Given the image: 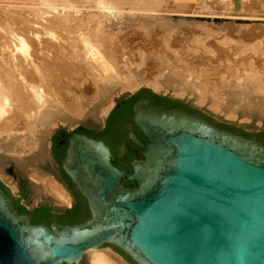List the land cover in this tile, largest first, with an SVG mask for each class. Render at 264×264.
I'll use <instances>...</instances> for the list:
<instances>
[{"label":"water","instance_id":"water-1","mask_svg":"<svg viewBox=\"0 0 264 264\" xmlns=\"http://www.w3.org/2000/svg\"><path fill=\"white\" fill-rule=\"evenodd\" d=\"M139 89L98 101L101 109L112 101L104 118L77 122L101 127ZM132 109L125 130L142 152L128 162L131 172L85 126L68 137L61 167L86 200L84 222L32 224L0 188V264L87 263L85 253L101 247L117 248L127 264H264V143L146 99ZM128 148L123 142L119 158Z\"/></svg>","mask_w":264,"mask_h":264},{"label":"bare ground","instance_id":"bare-ground-1","mask_svg":"<svg viewBox=\"0 0 264 264\" xmlns=\"http://www.w3.org/2000/svg\"><path fill=\"white\" fill-rule=\"evenodd\" d=\"M12 1L13 3H16L18 1L20 2V0H12ZM53 1L55 0H51L49 1V3L50 2L52 3L49 4L47 2V4L54 5V6L55 5H63V6L73 5L71 2H70L71 4L69 3L68 5L69 1L65 2V0H62L65 2V3L61 2L62 4L60 2L59 4H57L58 0H57V3ZM74 1L76 2V4L74 5L78 7V10L77 8H74V9H76L77 11H73L74 9L71 11V9H68L66 7L68 11L63 10L64 11L63 12L62 9L59 7L60 9L59 11H62L63 13L59 12L61 14H59V17L58 15L55 16L56 19H54V21H52L53 19H51V17H49V19L46 17L47 20H49L48 23L50 22V24H48V27L45 23H44L43 28H40L34 25V23H31L28 27L27 25L29 23L28 24L26 23L27 25L25 24V26H27L28 28L25 27L24 32L21 31L22 28L20 27L21 30L20 31L18 30V31L20 32V34L23 32V34H21L23 35L22 37L16 36L17 34H19L18 31H17V34L12 33L10 30H12L13 28L9 30L10 26L6 29V26L3 25L5 26L4 29H6L7 31L8 30L10 31V33L7 32L6 34L11 35V37L6 35L7 36L6 38L4 36V33L2 32L3 30H1V27L3 26H2V19L0 17V174L2 173L4 177L7 176L6 175V165L8 164V160L12 159L15 162L14 163L15 165H17L18 167H22L26 170L24 171V173L26 172L27 175H29L30 177L36 179L37 181L39 180L38 182H41V181L43 182V180L46 177L43 179L44 174L42 170H40V168L38 167V164H43L44 162L48 161L47 135L49 131L53 127H55L57 124H66L68 125V127H70V126H73L78 120L85 119L87 117H90L95 120L99 118H104L110 106L112 105V101H110L108 106L101 109L100 107H97L95 105L90 106L89 105L90 103L89 104L85 103V101H87L85 100V98L88 99L87 97H89L87 95H89L90 93H91L90 95H92L93 93V92H90V90L93 89L91 88L92 86H95V88L97 89L96 93H98L99 95L97 102L107 96L112 97L114 95H117L119 92L123 90L134 89L135 87L141 84L148 85L156 91H162V92L170 91L171 94L176 95V96L178 95L179 97L184 96V95L193 96L194 98L192 99H195L194 101H196L199 104H202L205 100H208L206 99L207 96L205 98L203 95L204 93L202 94L201 89L203 91H208V92L209 90L214 89L217 93L223 95V99L225 97H226L225 99H227V96L223 94L225 92L222 91L223 87L220 81L214 82L211 78L212 76H210L208 70L206 69L201 68L200 70H198L200 68L199 67L197 70H195L194 66L196 65L191 64L192 66L194 65L193 67H191L190 62L186 61L185 58L183 59L182 53H179V52L177 53V57L180 58V62H183L182 65H184V67L181 69L183 70V72L188 71L187 74L190 71H196L197 73L190 72V76L195 75V74L197 75V77L200 79L199 84L201 85L200 86L201 88H199L197 84H193V83L191 84L192 87L195 86L197 89L194 90L193 88H190V89L187 87L185 88V87L179 86L180 85V84L178 85L179 82L174 83V81L172 80H167L170 77L169 78L167 77L166 80H162V78L159 79L161 74L160 76L158 74V77H159L158 78L157 75H153L154 73H152L151 76L142 75V73L140 74L136 73V75H133V73L132 74L130 73L129 77L125 76V78L127 77L128 79H124L123 82L119 81L118 74L122 72V69L120 67L121 62H119L117 52L114 47L113 40L111 38L112 36H110V34L112 32H116L117 30L119 31V28L121 25L120 23L122 20L121 17L123 15V12L136 15L138 14V12H147L150 10H159V9L163 10V7H167L168 9V7L170 8L172 7L171 5H169L171 1L169 3H167V0H74ZM1 2H4L3 4H5L6 0H0V4L3 5ZM21 2H23V0ZM228 2H229L228 4H230L231 6V11L233 12L236 11L238 7L240 8L243 5V4L242 5L240 4L239 0H228ZM13 3H12V6H13ZM175 5H177L176 6L177 8L174 7L176 9L175 11H179L178 9L180 8L178 7V5L180 6V4L176 3ZM3 6H7V5H3ZM63 6L62 8H64ZM82 7H87L90 9L95 8L96 11H93V9L92 11H88V9L84 11V9L82 10ZM7 9H9L8 6H7ZM53 9H51L50 7V10H53ZM55 9H57V7ZM35 10H38V8ZM49 12H50L49 13L50 15L53 14L51 11ZM57 13L54 12V14H57ZM4 15L2 14V17ZM31 21L33 22V20ZM3 24H4V21H3ZM6 24H9V23H6ZM54 25L57 27H55ZM62 25H64V27ZM12 26L14 27V25ZM61 30H65L66 32L63 33V31ZM166 33L168 32L166 31ZM60 41L61 42L66 41L67 44L69 43V46L72 48V51H73L70 53L71 54L69 55L70 57L66 56L67 53L64 51V49H62L64 48V45L61 44ZM196 41L198 42V40ZM168 45L169 44H167V47H169ZM67 47H65V49ZM67 49L69 51L71 50L70 48H67ZM46 50H53V51L59 50L58 53L60 55L56 53L51 55V52H52L51 51L50 55L54 57L52 58L50 57L48 52H47L48 54L45 52ZM218 65L219 64H217V67ZM252 69L254 70L250 69V71L252 72L250 74L254 76L253 72L255 71V68L253 67ZM247 70L248 68L244 69L245 72H247ZM240 71H242V69ZM233 73H235V71ZM233 73H230V74L233 75ZM173 74L175 75V73ZM246 74L247 73H245V75ZM61 75H64L66 78L64 84L58 83L57 81L58 80L57 78H60ZM196 75L193 77H196ZM232 75H229V76L231 77ZM251 75L248 81L246 79V84L244 82L240 84L241 81L238 82L237 81L238 78L235 79L236 82L240 84L239 85L241 86L240 89H242L243 91L241 90L242 92L236 93V95L237 94L242 95V96L241 95L237 96V99H236L237 101L234 99L232 100L235 101L234 104L240 103V100L243 101V99H246V101L247 100L252 101L251 107H254V108L257 107L256 109H259L261 111V115L264 118V110L261 109L262 108L261 104L262 106H264L263 105L264 75L260 76V81L257 80V82L259 81L258 84L257 82L256 83L252 82L253 76ZM247 77H249V75ZM226 78H228V76ZM192 79L194 80V78ZM42 80L43 81L45 80L44 81L45 83H43ZM235 80L233 79L234 82ZM183 82L182 84H184ZM40 83H43V84H40ZM102 83H105L106 85L103 86ZM187 83L189 82H186V84ZM231 87H234V85ZM236 88H238V84ZM232 89H229V90H232ZM240 89L238 91H240ZM261 89L263 91H260ZM229 90H226L228 95H229ZM235 91L237 92L236 89ZM232 92L234 91L232 90ZM254 92H256L258 96H259L258 92L262 93L263 95L261 96L263 97H260V98L255 97L257 99H255L254 97H250L254 95L256 96V94H253ZM236 95L234 94L235 97ZM213 97L215 99L216 97H219V96L216 95ZM213 97L211 96L212 99ZM238 97L240 100L238 99ZM218 100L223 101L222 98L221 99L219 98ZM216 101L214 102V104L216 103ZM225 101L226 100H224L223 102ZM210 102L213 103V100ZM213 107L214 106H212V108ZM228 108L227 109L220 108L219 113L224 112L226 116L234 118L235 115L232 114L234 112L229 110ZM45 175L47 176V174ZM50 176H48L49 179H50ZM9 180H11V178ZM36 180H34V184H35L34 188L37 185ZM54 184H56V182ZM54 184H51V187H50L51 189L49 190V192L52 190L51 194L57 199L56 200L57 203L58 202L59 203L68 202L70 198H68V195L65 192V190H63L58 185L56 186ZM40 185L46 186L43 183L39 184V186ZM47 189H49V187ZM38 190H42V188H38ZM49 192H47V194ZM93 250L94 251H92L89 254V259L92 264H127L124 260H122L118 255H116L113 252L112 253L108 251L102 252L97 249H93Z\"/></svg>","mask_w":264,"mask_h":264},{"label":"rangeland","instance_id":"rangeland-1","mask_svg":"<svg viewBox=\"0 0 264 264\" xmlns=\"http://www.w3.org/2000/svg\"><path fill=\"white\" fill-rule=\"evenodd\" d=\"M11 1L6 0L5 4H3L4 2H1L3 5H7L10 10L7 9V6H3L0 4V6H1L0 9H2V10H0V13L2 11L0 17L2 19V26L5 25L6 29L10 26L9 30L11 28H13L10 31L12 33H16V34H17L18 30L19 31L21 30V28H22L21 31L24 32L25 27L28 28L31 23H34V25H36L40 28H43L44 23H45L48 27V24H50V22L48 23L49 20H47V18L49 19V17H51V19H53L52 21H54V19H56L55 16L58 15V17H59V14L63 13L64 11H68V9H71V11H72L74 8H77V10H78V7L74 5V4H76V2L74 0H72V1L71 0H65V2L69 1L68 5L71 2L74 5V7H73V5H70V6L49 5L52 3V2L49 3V1H51V0H49V1H47V0H29V1L23 0V2H21L22 0H20L21 4L19 1L16 3H13V1L12 2ZM24 1L26 4L24 3ZM42 1L44 4L42 3ZM170 1H171V3H169ZM239 1H240V4L241 5L243 4L244 6L242 5L240 8L238 7L239 9L237 8L236 11L233 12V11H231L230 4H228L229 3L228 0H167V3H169V5L172 6L171 8L168 7V9H167V7H163V10L159 9V10H150L147 12H138V14H136V15H132V14L127 13V12H123V15L121 17L122 20L120 23L121 25L119 24L121 30L119 28V31L117 30L116 32H112L110 34V36H112L111 38L113 40L114 47L116 49L119 62H121L120 67L122 69V72L120 74H118L119 81L123 82L124 79H128L127 77H129L130 73L131 74L133 73V75H136V73L137 74L142 73V75H149V76H151V74L154 73L153 75H157V77H158V74H159V76L161 74L162 77L160 76V78L159 77L158 78L159 79L162 78V80H166L167 77L168 78L170 77L171 79L169 78L167 80H172V81H174V83L179 82L178 85L180 84L179 86H182L185 88L186 87L189 89L193 88L194 90L197 89L195 86L192 87V85H191L192 83L197 84L198 87L201 88L200 87L201 85L199 84L200 79L197 77V75L195 74L196 77H193L195 75L190 76V72L192 73V72H196V71H190L187 74L188 71L183 72V70L181 69L184 67V65H182L183 62H180V58L177 57V53L179 52V53H182L183 59L185 58L186 61L190 62V65L191 64L196 65V66L193 65L195 67L194 68L195 70H197L199 67L200 68L198 70H200L201 68L206 69V70H208L210 76H212L211 78L214 82L220 81L222 83V87H223L222 91L225 92L223 94L225 96H227V99H225L226 97L223 99V95L217 93L214 89L209 90V92L203 91L201 89L202 94L204 93L203 94L204 97L206 98V96H207L206 99H208V100H205L202 104H199L196 101H194L195 99H192V98H194L193 96L184 95V96L179 97L178 95L176 96V95L171 94L170 91H166V92L156 91L153 88H151L150 86L145 85V84H141V85L135 87L134 89L123 90V91L119 92L116 96L129 94L139 87L140 88H148V89H151L152 91L159 92L161 94H165L166 96H173V97H175L179 100H182V101L187 100L189 103L194 104L195 108L200 109L201 111L206 113L208 116H210L212 119H214L218 123L235 124L236 126H243L246 128L247 131H250V132L264 131V118L261 115V111L259 109H256L257 107H255V108L251 107L252 101H250V100L246 101V99H243V101H241L238 97V99L240 100V103L234 104V102H235L234 100L237 99V96L241 95V94L236 95V93L243 91L242 89H240L241 86H239V85L242 82H244L246 84V79L248 81L250 78V75H251L250 73H252L250 71V69L254 70L252 68L253 67L255 68V71L253 72L254 76L251 75V76H253L252 82H254V83H256L257 80L260 81V76L264 75V0H239ZM47 2L49 4H47ZM53 2L57 3V0H55ZM59 2L63 3L64 1L58 0L57 4H59ZM12 3H13V6H12ZM176 3L180 4V6L178 5V7L180 8V9H178L179 11H175L176 10L175 8H177L176 7L177 5H175ZM32 4H33V6H32ZM48 5H49V7H48ZM11 6H12V8H11ZM62 6L64 8H62ZM50 7H51V9H53V7L55 9L57 7V9H55L57 11H55L54 9H53L54 11L50 10ZM59 7L62 9V11L63 10L64 11L63 12L59 11L60 10ZM22 8L24 11L22 10ZM37 8H38V10H35ZM47 9L51 12L53 11L52 12L53 14L50 15L49 14L50 12ZM83 9H84V11H86L87 9H88V11H92L93 8L90 9L87 7H82V10ZM33 10H35V11H33ZM77 10L74 9L73 11H77ZM93 11H96L95 8L93 9ZM54 12L55 13L58 12V13L54 14ZM59 12H61V13H59ZM2 14L3 15L5 14V15L2 17ZM52 15H54V16H52ZM34 19H36V20H34ZM31 20H33V22ZM3 21H4V24H3ZM15 21H17V22H15ZM29 21H31V22H29ZM6 23H9V24H6ZM26 23L27 24L29 23V24L27 25ZM25 24L28 27L25 26ZM12 25H14V27ZM5 26L1 27V30H3L2 32L4 33V36L6 38H7V36L11 37L10 34H6L7 32L10 33V31L9 30L7 31L6 29H4ZM62 26L64 27V25H62ZM55 27H57V26H55ZM60 28H62V27H60ZM62 29H64V28H62ZM19 31H18L19 34H17L16 36L22 37L23 35H21V34H23V32L20 34ZM61 31H63V33L66 32L65 30H61ZM166 31L168 33H166ZM192 33H194V34H192ZM168 38H169V40H168ZM165 40H166V42H165ZM196 40H198V42ZM175 42H177V43H175ZM65 43H66V41L61 42V44L64 45V48H62V49H64V51L67 53L66 56L70 57L69 56V55H71L70 53L73 52L72 48L69 46V43L68 44L67 43L65 44ZM193 43H194V45H193ZM167 44H169L168 45L169 47H167ZM67 45H68V47H67ZM65 47L70 48L71 50L69 51L66 48L68 50L67 51L65 49ZM58 51L59 50H54V51L53 50H46L45 52L46 53L48 52L49 55H50V52H51V55H53L55 53L60 55L58 53ZM140 51L143 53H141ZM51 55H50V57L54 58ZM140 58L144 61H142ZM186 58L189 60H187ZM177 61H178V63H177ZM209 62H210V64H209ZM167 64H169V65H167ZM217 64H219L218 67H217ZM158 66L159 67L161 66V67L159 68ZM193 66L191 65V67H193ZM234 66H236V67H234ZM218 68H219V70H218ZM245 68H248L247 72L244 71ZM241 69H242V71H240ZM160 70H161V72H160ZM187 70H189V69H187ZM232 70H233V72L235 71L236 74L233 73ZM171 71L173 73H175V75ZM179 71H180V73L182 72L184 74H182V73L180 74ZM230 73H233V75ZM242 73H244V74H242ZM245 73H247L249 75V77H247L248 75L246 74L247 75L246 76ZM222 74H224L225 76ZM133 75H131V76H133ZM179 75H180V77H179ZM229 75H232V76L230 77ZM242 75H244V76H242ZM125 76H127V77L125 78ZM172 76H173V78H172ZM227 76L229 79L226 78ZM183 77L185 78V80ZM220 77H221V79H220ZM187 78H188V80L189 79L190 80L188 81ZM192 78H194V80H196V81H194ZM237 78H238V80H237L238 82L241 81L240 84L238 82H236L235 79H237ZM239 78H241V79H239ZM57 79H58L57 80L58 83H61V84H64L65 80H66L64 75H61V77L57 78ZM180 79H181V81H180ZM233 79L235 80V82L233 81ZM44 81H43V83H45ZM183 81H185V82H183ZM193 81L196 83H194ZM56 82H54V83H56ZM182 82L185 84V86H184V84H182ZM186 82H189V83L186 84ZM230 82L231 83L233 82V83L231 84ZM258 82H257V84H258ZM43 83H40V84H43ZM58 83H56V84H58ZM234 83H236V84H234ZM227 84H228V86H227ZM237 84H238V88H236ZM102 85L104 86L106 84L102 83ZM233 85H234V87H231ZM91 88H93L90 90V92H93L92 93L93 96L90 95L91 93L89 92L90 94L88 93L89 95H87L89 97L86 96L88 99L85 98V100H87V101H85V103H87V104L90 103L89 104L90 106L97 104L98 103L97 100L99 97L98 93H96L97 89L95 88V86H92ZM228 88L229 89L233 88L232 90L235 93L232 92V90H229ZM235 89L237 90V92L235 91ZM239 89H240V91H238ZM226 90H229V95H228ZM260 91H263V90L261 89ZM205 92L206 93L208 92V93L206 94ZM230 92H232V93H230ZM233 93L236 95V97L234 96ZM213 94H215V95H213ZM253 94H256V92H254ZM258 94H259V96L256 94V96L254 95V96H250V97H254V98L255 97H258V98L263 97V96H261V95H263L262 93L258 92ZM216 95L219 96L216 98H218V99L222 98L223 101L224 100H226V101L223 102V101L218 100L216 98L214 99L213 96H216ZM211 96L213 97V99L211 98ZM229 96H230V98H229ZM96 97H97V99H96ZM232 99H234V100H232ZM255 99H257V98H255ZM212 100H213V103L210 102ZM215 101H216V103L214 104ZM208 102H210V103H208ZM263 105H264V102H263ZM212 106H214V107L212 108ZM261 107H262L261 109L264 110V106H262V104H261ZM220 108H223V109L228 108L229 110L233 111L234 113H232V114L235 115L234 118L226 116L224 114V112L219 113ZM77 126H85L88 128L99 127L98 125H82L81 122H77L73 126H70V127H68V125H66V124H57L53 128H56V129L57 128H65V129H68L69 132H72ZM14 163L15 162L12 159H9L8 164H7L8 166L6 165V175L9 176L11 178V180H9L10 178L7 176L4 177V175H2V173H1L0 174V182L9 188L11 194H13L14 196H17L18 190H19L18 189L19 188L18 187L19 179L24 178L27 180H29V179L33 180L34 178L27 175L26 172L24 173V171H26L24 168L18 167ZM38 167L40 168V170H42L44 175L47 174V176L43 175V179L46 177L45 178L46 180L44 179L43 182L42 181L38 182L39 180L37 181L36 179H34L37 181V183H36L37 185L35 186L36 189L34 187L31 189V191L27 197V202L25 203V206L33 207L42 201H48L49 203H51L56 208H67V207L71 206L72 196L68 192V190L65 188V186L57 180L60 178H59V172L56 170L55 166L51 165V163H49V161H46L43 164H38ZM48 176H50V179ZM7 178H8V180H7ZM50 180H52L53 182ZM45 181H47V182H45ZM48 182L50 185L48 184ZM55 182H56V184H54ZM38 183L39 184L43 183L44 185H46V184H48V185H46V186L40 185L39 186ZM51 184H54L56 186L58 185L63 190H65V192L68 195V198H70L69 201L66 203H59V202L57 203V201H56L57 199L54 196H52V194H51L52 190L49 192V190L51 189L50 188ZM48 187H49V189H47ZM38 188H42V190H38ZM44 190L46 191V193ZM47 192H49V193L47 194ZM32 200H34V201H32ZM97 250L102 251V252L103 251L104 252L108 251L110 253L113 252L117 255V253L109 247H101ZM92 251H94V250H88L85 253V255H84L85 260L88 259L89 254ZM87 263H88V261H87Z\"/></svg>","mask_w":264,"mask_h":264},{"label":"trees","instance_id":"trees-1","mask_svg":"<svg viewBox=\"0 0 264 264\" xmlns=\"http://www.w3.org/2000/svg\"><path fill=\"white\" fill-rule=\"evenodd\" d=\"M149 98L152 102H154L157 105L163 106L164 109H176L179 111L186 112L188 114H193L199 117L204 118L205 120L215 124L216 126L231 131L233 133L239 134L243 137L247 138H253L255 140L261 141L264 143V131L259 132H248L245 127L243 126H236L235 124H220L217 123L214 119H212L210 116H208L206 113L201 111L198 108H195L191 106L189 103L179 100V99H172L166 95H159L154 93L151 89L148 88H140L138 91L133 93L131 96L127 97L126 99L121 98L119 100L118 106L114 107L107 119L106 127L102 130L96 131L94 128H86L85 133L88 136L104 140L109 146L116 147L118 144H120L121 139L126 136V132L123 130V127L125 125V122L128 120L129 116L132 114V104L139 98ZM117 119L118 120V128H119V136L120 138H117L112 141L110 138V129L112 122ZM60 131H64L61 129ZM76 132H79L77 129ZM56 144V140H55ZM131 155H127L124 160L119 159L114 156L112 159V163L115 165H121L125 168L127 172H131V168L128 166V161H130ZM63 177L66 180V183L69 187V189L72 191V193L76 196L77 202L75 206L67 210L63 214H53L51 212V209L47 206H41L39 208H35L33 210H28L26 206L22 203L21 199L26 197V181L20 180L19 185L21 187V191L17 196H14L10 193V191L7 189V187L0 182V188L4 190V192L11 198L12 204L17 210L18 213L26 214L30 218V222L32 224H44L49 225V223L53 221L57 222H63L68 224H76L84 222L87 218H89L90 213L87 207V203L85 198L80 194V192L76 189L74 183L70 180V178L65 174L63 171ZM123 184L125 185H131L132 182L122 179ZM113 249L115 251H119L117 248ZM124 256V254H122ZM127 258V256H124ZM127 260L131 264H135L132 260L127 258ZM78 264H86L84 259L78 263Z\"/></svg>","mask_w":264,"mask_h":264},{"label":"flooded vegetation","instance_id":"flooded-vegetation-1","mask_svg":"<svg viewBox=\"0 0 264 264\" xmlns=\"http://www.w3.org/2000/svg\"><path fill=\"white\" fill-rule=\"evenodd\" d=\"M156 94H157V93H156ZM159 95H160V94H159ZM168 97H169V96H168ZM170 98H171V97H170ZM124 99H126V98H124ZM139 99H146V100H148L150 103H152V104H154V105H157V104H155L154 102H152L149 98H145V97H144V98H139ZM139 99H137V100H139ZM172 99H173V98H172ZM137 100H136V101H137ZM136 101H135V102H136ZM135 102H134V103H135ZM118 103H119V101L117 102V104H116L114 107L118 106ZM134 103H133V104H134ZM133 104H132V106H133ZM190 105H191V104H190ZM158 106H161V105H158ZM114 107H113V108H114ZM161 107H163V106H161ZM110 112H111V111H110ZM109 114H110V113H109ZM132 114H133V109H132ZM132 114L129 116L128 120L125 122V125H126V123H127L128 121H130ZM192 115H193V114H192ZM108 116H109V115H108ZM108 116H107V118H106L104 124H103L101 127H96V128H94L96 131L102 130V129H104V128L106 127ZM125 125H124V127H123V130L126 132V136L123 137V138L121 139L120 144H118V145L116 146L117 151H118L116 157L119 158V155H120L119 147L123 144V142H126L127 145L129 146V148H128V150L123 154V155H124V159L126 158L127 155H131V154H133V156H132L131 159H130V161H131L132 159L137 158V157H139V156L141 155L142 149H141L140 147L134 145V144L128 139V132L125 130ZM86 128H88V127H84V130L82 131L83 133H85ZM61 129H63L64 131H60ZM76 130H77V129H76ZM76 130L73 131V132H69V131H68L67 129H65V128H57V129L52 133V135H51V137H50V147H49L50 154H51V163H52L53 166H55L56 170L59 172V178H60V179H57V180H58L59 182H61V183L65 186V188L68 190V192H69V193L71 194V196H72V204H71V206H69V207H67V208H56L55 206H53V205H52L51 203H49L48 201H42V202H40L39 204H37V205H35V206L31 207V208H29V207L26 206V208H27L28 210H33V209H35V208H39V207H41V206H47V207H49V208L51 209V212H52L53 214L59 215V214H63V213H65L67 210H70V209H72V208L75 206V204H76V202H77V199H76V196H75V195L72 193V191L69 189V187H68V185H67V183H66V180H65L64 177H63V170H62V167H61V162H62V159L64 158V156H65V154H66V148H67V145H68V137H69L72 133L76 132ZM134 130H135L136 133L139 135V137H140L142 140H144L143 135H142L141 132L137 129V127H134ZM119 131H120V130H119V128H118V120L115 119V120L112 122V124H111V129H110V138L112 139V141L115 140V139H117V138H120V137H118V136H119ZM85 134H86V133H85ZM96 139H97V138H96ZM55 140H56V144H55ZM103 141H104V140H103ZM104 142H105V141H104ZM105 143H106V142H105ZM106 145L109 147L110 152H111V155H112V159H113L114 156H115L114 149H113L111 146H109L107 143H106ZM119 159H121V158H119ZM124 159H122V160H124ZM48 161H49V160H48ZM130 161H128V162H130ZM49 163H50V161H49ZM114 165H115V164H114ZM115 166L118 167V168H120V169H124V170H125V168L122 167L121 165H115ZM53 176H54V175H53ZM54 177H55V176H54ZM20 180H24V181H26V189H25V191H26V197L23 198V199H21L22 203L25 205V203L27 202V197H28V195H29L31 189H30V187H29V185H28V180H27V179L20 178L19 181H20ZM131 185H135V182H132ZM18 187H19V188H18V189H19V190H18V194H19L20 191H21V187H20L19 183H18ZM51 223L68 224V223L57 222V221H53V222H51ZM51 223H49V225H50ZM78 223H79V222H78ZM86 264H87V263H86Z\"/></svg>","mask_w":264,"mask_h":264},{"label":"crops","instance_id":"crops-1","mask_svg":"<svg viewBox=\"0 0 264 264\" xmlns=\"http://www.w3.org/2000/svg\"><path fill=\"white\" fill-rule=\"evenodd\" d=\"M86 260L88 261V263H89V264H92V263L90 262V259H89V257H88V259H86Z\"/></svg>","mask_w":264,"mask_h":264}]
</instances>
